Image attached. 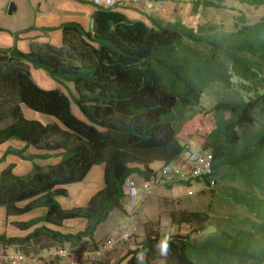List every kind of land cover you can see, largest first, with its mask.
<instances>
[{"label":"trees","instance_id":"trees-1","mask_svg":"<svg viewBox=\"0 0 264 264\" xmlns=\"http://www.w3.org/2000/svg\"><path fill=\"white\" fill-rule=\"evenodd\" d=\"M228 1L250 8L264 6V0H190L191 11L210 7L224 10ZM95 9L94 34L77 23H66L61 26L59 47L34 43L27 53L0 49V145L21 142L22 150L6 152L19 157L29 147L43 153L37 155L41 159L53 152L60 157L57 164L45 168L34 164L27 176L15 175L13 166L0 173V207L6 215H23L45 207L41 221L57 228L42 226L26 238L1 235L0 243L5 247L18 245L20 250L25 247L21 242L42 246L19 251L26 257L66 245L80 256L98 249L108 239L97 242L94 234L113 211L122 210L125 181L131 176L155 180L159 171L151 168L152 164L168 165L190 150L179 133L201 112L203 94L218 88L230 99L217 102L208 112L206 122L212 125L202 138L192 136L202 152L213 155L216 184L210 186L207 178L191 181L202 182L216 196V185L227 179L223 168H234L239 175L230 180H243L247 189H233L231 197L249 212L234 215L238 223L229 224L226 230L215 222L219 216L206 218L192 211L173 214L172 223L185 224L191 230L173 236L166 264H195L188 252L209 247L217 253L218 238L234 244L220 251L232 255V263L236 259L238 264H264V208L259 206L253 218L251 214L254 201L259 203L255 193L264 186V19L246 23L240 14L237 20L242 26L236 23L230 31L207 23L195 28L181 22L162 24L151 17L146 18L148 26L117 11ZM31 69L44 71L64 88V82L73 83L76 95L68 97L57 89L40 88ZM73 104L84 121L72 113ZM23 107L55 122L44 125L25 119ZM100 164L103 187L85 206L62 208L56 198L67 196L64 186L83 181L92 167ZM26 201L30 202L20 206ZM75 220L81 221L78 232L59 230L65 222ZM202 232L210 233L199 242L201 246H194L191 236ZM152 233L139 250L125 257L126 264H138L140 252L145 254L144 264L162 261L154 249L160 238ZM239 242L243 247L237 251ZM116 245L83 264H101ZM50 260L43 262L49 264Z\"/></svg>","mask_w":264,"mask_h":264},{"label":"rangeland","instance_id":"rangeland-1","mask_svg":"<svg viewBox=\"0 0 264 264\" xmlns=\"http://www.w3.org/2000/svg\"><path fill=\"white\" fill-rule=\"evenodd\" d=\"M233 6H235L236 9ZM195 14L198 17V21L200 19L199 23L198 21H194V20L190 21V17H188L186 20H184L185 22L184 24L188 26L189 23H194V27H196L200 23L215 24L220 26L221 30L232 31L234 30L236 23L238 24V26H242V24L239 23L237 20L240 14H243L246 17V23H255L260 21L261 19H264V6L258 8H250L248 6H239L237 5V3L228 1V6H226L224 10L210 7L206 9H200ZM153 19H156L158 22H161L162 24L171 22V21H164L159 18H153ZM146 24L150 26L149 23ZM37 72L39 73L40 71ZM41 72L46 74L44 71ZM42 76L45 80L48 77L47 74L46 76L45 75ZM53 81L54 80L48 81L49 84L38 82V85L42 89L52 90L54 88H51L50 85L54 84ZM64 83L67 86L71 87V90L65 87L69 95L75 96L76 93L74 90V84L71 82H64ZM229 99L230 97L228 93L218 88H213L211 91L204 93L201 99L202 105L198 109L201 110V112L196 114L191 120H189L183 125L179 133L181 134V136H179V139L184 144H186L190 149L199 148L198 142L195 139H193L192 136H199L200 138H202L203 134H206L211 129V125H212V123L206 122V119L210 117L208 112L213 108V106L217 102L222 100H229ZM72 109L73 112H78V109L74 104L72 105ZM22 110H24L26 114L27 112L26 110L28 109L22 108ZM30 112H32L34 116L38 117L41 120V121L39 120H34V121H38L41 124L45 125L55 122V120L51 117L42 115L40 113H36L34 111H30ZM252 130L254 131V129ZM35 158H38V162H36V160L34 161ZM34 159L32 161H34V163H37L42 168H45L46 166L49 165L57 164L58 161H60V157L57 156V152L49 153V155L45 159H41L40 157H34ZM159 168H160V163L159 164L157 163V165H155L153 169L156 170V172H158ZM222 172L223 174H225V176L227 175V179L222 180V183L218 182V184L216 185L215 188L217 189V194H216L217 197L213 194V190H206L201 184L195 182L189 185L190 189H188L189 186L179 185L182 184V181L179 180H176L174 182L175 185L174 187H172V189H168L163 186H160L156 189L152 188L150 195L147 198L143 199L141 206L138 209V212L136 214L137 217L134 219V221L137 222V226H135L133 230L131 229V232L134 233L132 238L122 244H120L121 242H118L113 252L110 255L105 256V259L103 260V262L101 261L102 262L101 264H105V263L126 264L127 259L125 257H127L131 251L140 248V246L145 242L147 234H150L151 232H153L152 234H154V236L159 238H161L163 235L169 232L172 233L173 236L187 234L191 230L189 226L185 224L176 225L172 223L171 220V216L173 214L181 211L201 212L203 214L202 216L206 218H208V216H219L215 222L221 224L222 229L225 230L228 228L229 224L238 223L236 216L234 215L245 216L248 215L247 212L249 211L248 210L245 211L243 208L238 207L233 201L231 195L234 193L233 189H235L237 192H244L247 188L243 184V180H241L239 183H234L230 180L232 175H234L235 178H238L239 175L238 171H236L234 168L231 169L230 167H226V168L224 167ZM246 176L247 173L245 177ZM102 186H103V166L102 165L93 166L83 181L76 184H68L64 186L65 189L68 191V197L67 198L58 197L56 198V202L62 208L72 205H75L76 207H83L87 203V198L88 197L90 198L92 195H94L99 189L102 188ZM188 190H191L193 194L188 195L187 194ZM254 199H257L259 203H256V201L253 200L254 212L251 213L252 218L255 216V212L259 206L264 208V205L263 206L260 205L262 202H264V186L261 191H257L255 193ZM126 210H128V208ZM230 215L231 217H229ZM118 216L119 213H114L111 216V218L112 219H114V217L118 218ZM12 221L15 220L14 219L7 220L6 218L0 220V233L3 236H5V238H23L17 236L9 237V232L10 233L15 232L20 234L23 233L21 232L22 230L10 226V223ZM208 221L206 224H208ZM125 222L128 221H124V223ZM80 223L81 221L78 223V225L76 224L69 225L64 230L67 232H75V231L78 232L79 231L78 229H81ZM206 227L207 229L209 228L207 225ZM125 228L126 227L124 226H120L119 231L115 236H110V235L107 236L108 234L107 231L105 230L104 226L101 225L99 226L98 229V233L101 239L98 240L95 239V240L97 242H101L103 240H106L105 238H115L117 237V235L120 236L122 232H124ZM209 233L210 232H202V233L193 234L191 236V241L194 242L195 244L193 245L197 247L201 246L202 244L199 242H201L203 238H205ZM47 244L49 243H46L45 246ZM0 245H2V243H0ZM20 245L25 246L23 250H20L22 249L20 248V246L18 245L15 246L19 247L18 248L19 251L22 252L30 251L31 249L42 247L40 245H32L30 244V242L28 243L21 242ZM240 245L242 246L241 242L236 244L235 249L237 250V247L241 249ZM223 246L229 248V247H233L234 244H231V242L228 243L226 240L218 238V248L216 249L217 253L215 252V250L210 249L209 247L200 250L197 248L196 250H190L188 252V257L195 264H224V263L238 264V261L236 259H234L235 263H232L233 261L232 255L227 254L225 252H220ZM4 247L2 248L0 246V249H5ZM11 247L14 246L12 245ZM7 248L10 247H6V249ZM154 264H162V261L160 260L159 262Z\"/></svg>","mask_w":264,"mask_h":264},{"label":"crops","instance_id":"crops-1","mask_svg":"<svg viewBox=\"0 0 264 264\" xmlns=\"http://www.w3.org/2000/svg\"><path fill=\"white\" fill-rule=\"evenodd\" d=\"M10 4L14 5V9L10 8ZM191 9L192 8L188 4L187 0H175L170 4L163 5L157 4L154 0H150L148 1V3H142L141 10L116 11L125 15L128 19L133 21H143L145 23H148L146 18L153 17L159 18L164 21L181 22L183 25H185L184 20H186L188 17H190V21H198L197 15L195 13H191ZM95 10L96 9L92 5L78 0H0V49L2 50L8 48H16L20 52L27 53L30 50V45L34 43L50 44L52 46L59 47L62 43L61 26L66 23H77L84 30L91 31L92 22L94 21L92 16ZM188 26L194 27V23H189ZM42 75L46 76V74L42 73L41 71L38 73L37 71H33L31 69V76L36 85H38V82L49 84L48 81H52L49 77H47L46 81ZM53 83V85H50L51 88L60 90L68 97L70 96L66 89L60 85V83H56L55 81H53ZM66 87L71 90V87L67 85ZM29 110L30 109L26 110V114L25 111L22 110L26 119L41 121L38 117L34 116L32 112H30L32 110ZM72 113L76 118L80 119L81 121H84V118L79 111L73 112L72 109ZM23 147L24 144L18 141H8L0 145V173L3 170L13 166L12 172L15 175L27 176L31 174L33 165H38L37 163H34L35 160L36 162H38V158L34 159V157H37V155H42L43 153H40L33 147H29L25 151H22V157H19L12 153L6 154V152L8 151L22 150ZM30 158H33L34 161H31ZM155 165H157V163L152 164L151 168H154ZM161 166L162 165L160 164V167ZM131 180L133 181L134 190L136 193V205L133 207L130 206L129 198L127 196H124V199L122 201V210L113 211L110 214L108 220L105 223L101 224L107 231V236H115L118 233L120 226H127V228H129L130 238H132L134 233L131 232V229L133 230L134 227L137 226V222H135L134 219L137 217L136 214L138 212L139 207L141 206L143 199L147 198L150 195L152 188L156 189L160 186L166 188L168 186L174 187V182L176 181L175 180L172 182H165L163 184L155 185L151 188L149 192H145L142 187L143 180L140 177L132 176ZM67 197L68 191L67 196L63 198ZM88 198L87 202L89 200ZM29 202L30 201L22 202V205L20 204V206H24ZM72 207L76 206L72 205L63 208L69 209ZM127 208L128 210H126ZM114 213H119L118 218H111ZM44 214H46L45 207H38L27 214L18 216H8L6 215L5 210L0 207V220L4 218H6L7 220L14 219L15 221H12L10 223V226L20 229L22 230L21 232H23L21 234L9 232V237L17 236L26 238L31 232L35 231L37 228H40L42 226H46L47 228H55L56 230V226L41 221V218L44 216ZM35 220H38V223L29 225L28 222H33ZM124 221L128 222L124 223ZM79 222L80 221L77 220L71 221L69 223L65 222L63 224V227L59 228V230H64L69 225H78ZM98 229L99 227L97 228L94 234V238L96 240L101 239L98 233ZM1 235L2 234L0 233V236ZM119 238V235H117V237L115 238H112L115 240V244L118 242H121L120 244L125 243L120 241ZM0 246L2 248L4 247L3 244ZM13 246L14 247L10 246V248L7 249L6 247H4L5 249H0V252H2V250L3 252L8 253L19 252V247H16L15 245ZM48 263L60 264L54 260H50ZM23 264L32 263L27 261Z\"/></svg>","mask_w":264,"mask_h":264},{"label":"built area","instance_id":"built-area-1","mask_svg":"<svg viewBox=\"0 0 264 264\" xmlns=\"http://www.w3.org/2000/svg\"><path fill=\"white\" fill-rule=\"evenodd\" d=\"M92 5L94 8L116 10H141L142 3L150 0H78ZM157 4H170L175 0H154ZM214 158L210 151L202 152L199 148H193L178 156L170 164H163L155 176V180L144 181L142 184L143 190L149 192L155 185L165 182L179 180L182 182H192L195 180H203L207 178L210 186H215L216 182L212 177ZM192 180V181H191ZM200 181V182H201ZM201 185L203 183L201 182ZM190 189V187L188 188ZM188 195L193 192L188 190ZM124 195L130 200V206L136 205V193L134 184L129 177L124 183ZM129 240V228H125L120 235L119 240ZM115 240L110 238L104 244L100 245L95 251L85 252L83 255L73 254L69 251V246L58 247L55 249H44L34 256L26 257L19 252L8 253L0 252V264H23L30 262L32 264H44L43 260L53 259L60 264H83L86 259H95L103 255L105 251L112 249Z\"/></svg>","mask_w":264,"mask_h":264},{"label":"clouds","instance_id":"clouds-1","mask_svg":"<svg viewBox=\"0 0 264 264\" xmlns=\"http://www.w3.org/2000/svg\"><path fill=\"white\" fill-rule=\"evenodd\" d=\"M187 2H188V4H190V1H187ZM191 183L192 182H182V184L184 186H189ZM172 238H173V234L172 233H170V232L166 233L154 245V249H155L156 253L162 259V264H166L167 257H168V255L170 253V250H171ZM144 256H145V254L143 252H140V253L137 254L136 259L138 261V264H144Z\"/></svg>","mask_w":264,"mask_h":264},{"label":"water","instance_id":"water-1","mask_svg":"<svg viewBox=\"0 0 264 264\" xmlns=\"http://www.w3.org/2000/svg\"><path fill=\"white\" fill-rule=\"evenodd\" d=\"M10 8L14 9V5L10 4ZM96 31H97V23H96V21H93L92 26H91V32L94 34V33H96Z\"/></svg>","mask_w":264,"mask_h":264},{"label":"bare ground","instance_id":"bare-ground-1","mask_svg":"<svg viewBox=\"0 0 264 264\" xmlns=\"http://www.w3.org/2000/svg\"><path fill=\"white\" fill-rule=\"evenodd\" d=\"M198 147V146H197Z\"/></svg>","mask_w":264,"mask_h":264}]
</instances>
